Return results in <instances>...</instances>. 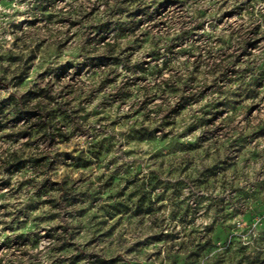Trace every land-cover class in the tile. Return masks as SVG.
<instances>
[{"label":"rangeland","instance_id":"rangeland-1","mask_svg":"<svg viewBox=\"0 0 264 264\" xmlns=\"http://www.w3.org/2000/svg\"><path fill=\"white\" fill-rule=\"evenodd\" d=\"M104 263L264 264V0H0V264Z\"/></svg>","mask_w":264,"mask_h":264},{"label":"trees","instance_id":"trees-1","mask_svg":"<svg viewBox=\"0 0 264 264\" xmlns=\"http://www.w3.org/2000/svg\"><path fill=\"white\" fill-rule=\"evenodd\" d=\"M25 112H27V111H19V114H23V113H25ZM39 126V128H43V126L44 125H38ZM19 167H22V165H20ZM104 264H107V263H104Z\"/></svg>","mask_w":264,"mask_h":264}]
</instances>
